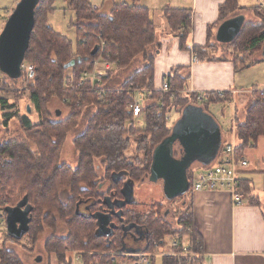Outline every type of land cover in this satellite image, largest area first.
<instances>
[{
	"label": "trees",
	"instance_id": "trees-1",
	"mask_svg": "<svg viewBox=\"0 0 264 264\" xmlns=\"http://www.w3.org/2000/svg\"><path fill=\"white\" fill-rule=\"evenodd\" d=\"M55 1L42 0L38 6L25 57V63L34 65L36 69L29 90L31 101L40 113V123L31 124L21 116L18 118L16 113L8 115L5 120L8 126L14 117L18 118L25 135L0 141V212H3L0 215H5L7 207H15L27 196L33 207L29 235L38 229L40 232L46 228L56 230L60 224L68 229L65 237L54 236L46 244L48 253L55 255L58 264H72L64 251L66 246L92 252L83 257V264H113L109 257L97 256L96 252H107L114 246H108L95 236L96 225L77 212L79 201L97 191L98 173L101 171L111 177V182L112 176L119 174L135 184L150 176L156 148L172 133L166 117L186 100L181 95L172 98L171 94L154 89L155 52L151 54V49L158 44L157 26L150 11L140 5V0H124L115 4L109 15L94 12L90 0H65L77 20L76 43L49 26L48 17L54 12ZM238 10V0H226L220 7L221 21ZM163 14L173 32L187 36L191 26V14L187 10L166 9ZM102 41L106 43L104 54L110 55L112 62L117 63V70L128 69L139 57L145 65L119 87L109 86L113 73L110 74L104 80L106 92L99 97L90 91V83L82 88L79 84L82 74L92 70L90 61L100 55V51L96 55L93 52ZM235 46L250 54L259 51L264 46V28L248 26ZM72 61L76 62L75 65L67 68ZM0 78L11 80L1 72ZM11 81H22V78ZM138 90L153 92V102L146 106V120L140 128L135 126L127 109L134 101L133 91ZM52 100H58L68 111L69 116L65 120L56 121L54 115L45 109ZM84 119L86 128L73 141L77 155L74 168L61 162L62 150L68 135L76 131ZM237 137L239 157L249 147H256L259 139L264 137V99L250 104L245 122L237 125ZM193 178L194 172H190L189 182ZM246 192L242 182L241 193ZM136 205L125 210L124 218L128 224H141L149 229V250L157 242L162 243L169 234L180 239L188 236L195 253L202 252L203 246L189 210L178 219L182 229L176 233L163 219L162 204L158 203L145 213L136 210ZM187 229H191L190 234ZM7 239L15 241L9 236ZM0 264L23 262L16 253L2 247ZM164 264L178 262L166 259Z\"/></svg>",
	"mask_w": 264,
	"mask_h": 264
},
{
	"label": "crops",
	"instance_id": "crops-1",
	"mask_svg": "<svg viewBox=\"0 0 264 264\" xmlns=\"http://www.w3.org/2000/svg\"><path fill=\"white\" fill-rule=\"evenodd\" d=\"M19 2L16 0L15 6L10 3L0 7V16L5 18V13L14 11ZM123 2L124 0H112L106 15L111 13L115 4ZM225 2L226 0H140V5L150 11L157 26V37L162 30L154 55L155 91H161L164 83L171 84L179 90L178 95L188 101L181 109L182 112L176 111L181 118L188 106L202 108L213 117L221 131L222 145L214 161L209 166L199 164L188 172H194V181L205 169L223 163V149L230 143L238 149L240 142L234 136L237 125L245 122L250 104L258 99L257 93L264 92V83H253L254 76L251 75V71L257 67H262L264 72V46L251 54L235 46L245 28L252 23L260 25L264 18L262 1L253 8H247L241 6L238 0L239 13L226 20L243 16L245 23L239 36L230 44L219 43L216 38L219 27L226 21H221L220 16V7ZM166 9L187 10L191 14V26L186 37L170 29L163 14ZM4 18L3 24L6 23ZM194 56L198 58L197 63H193ZM114 72L116 70L112 73ZM218 92L235 96V102L230 107L233 109V116L228 135L209 110L214 104H221L225 110L229 109L224 103H212L213 97L217 99ZM200 94L210 100L198 102L196 97ZM138 122L145 123L142 120ZM261 141H264V137L259 139L257 146L249 154L247 150L250 148L242 156L248 162V167L239 169L238 172L247 188L246 194H243V205H234L230 193L226 191L193 193L191 190L186 195L196 234L203 246L200 255L204 264H264V152L254 158ZM257 157H260V163L257 162ZM3 219L6 226V220ZM185 239L191 246L188 236Z\"/></svg>",
	"mask_w": 264,
	"mask_h": 264
},
{
	"label": "rangeland",
	"instance_id": "rangeland-1",
	"mask_svg": "<svg viewBox=\"0 0 264 264\" xmlns=\"http://www.w3.org/2000/svg\"><path fill=\"white\" fill-rule=\"evenodd\" d=\"M16 0H0V7L8 6L10 3H12L13 6H15ZM21 1V0H19ZM117 1V0H115ZM262 0H239L241 3V6L247 7V8H253L261 3ZM90 3L93 5V11L99 12L101 15L108 14V7L112 4V0H90ZM11 6V7H13ZM54 12L51 13L48 17V23L49 26L52 27L55 32L58 34H61L68 39H70L73 43H76L78 41V29L76 27L77 20L75 15L72 11L68 9V4L65 2V0H56L54 3ZM13 12V11H12ZM12 12L5 13V18L3 16H0V35L2 33V29H4L3 24V18L8 21L9 17L11 16ZM239 13V10L236 12V14ZM264 14V12H263ZM2 15V14H0ZM232 16V15H231ZM264 17V15H263ZM250 24V23H249ZM258 29L264 28V18L261 21L260 25H254L253 23L249 25V27H255ZM263 30V29H262ZM261 30L255 32L258 33ZM252 32V31H251ZM158 37L161 36L162 30L158 32ZM249 35V34H248ZM156 50V47L151 49V54H154ZM28 64V63H27ZM144 61L141 57L137 58L135 62L125 70H118L113 73L111 81L109 83L110 87H119L121 86L125 81H127L137 70H140L144 66ZM114 70H117V63L114 66ZM112 74V72L110 73ZM109 74V75H110ZM251 75L254 76V82L253 83H264V72L262 67H257L251 71ZM2 78V77H1ZM0 78V141L6 142L10 139H17V138H23L25 135V131H23L21 124L18 120L22 117L25 121H28L31 124H39L40 123V113L36 111V108L31 101V92H30V83L27 85V83L23 81L13 82L11 80H8L7 78L1 79ZM258 79V80H255ZM177 90V89H176ZM179 92V90H177ZM97 93V92H96ZM99 95V93H97ZM258 94V93H257ZM231 95H227V97L224 98H218L215 99L213 97L212 103H224L225 106L229 109L225 110L226 108H223L221 104H214L211 105L209 110L212 116L216 118V120L220 123L222 126L224 133L228 135V131L231 128L232 125V116H233V109L231 107V101L235 102V96L230 98ZM252 96V95H251ZM258 99L260 98L259 95ZM100 97V95H99ZM212 98V97H211ZM257 98V97H256ZM210 100V98H208ZM230 101V104L228 105V102ZM183 102V101H182ZM181 102V106H176L172 112H169L166 120L168 124V128L170 129V132L172 128L177 125L179 120H181V116L176 111L183 110V107L185 103L188 101ZM207 102V101H206ZM14 105V106H12ZM237 106V104H236ZM30 108V112H29ZM45 109L54 115L56 118V121H62L65 120L69 115L68 111L61 105V103L58 100H52L49 104V106H45ZM224 110L226 111L224 114ZM57 111L61 112V115L57 117L55 114ZM182 112V111H181ZM16 113L18 115V118L14 117L8 124V126L5 125V120L8 115H12ZM86 120L80 121L79 126L77 127L76 131L72 132L70 135H68L67 141L65 143V146L62 150V163H67L72 167H76L77 164V155L74 151L73 147V141L75 138L81 134L84 129L86 128ZM136 127L140 128L143 126L141 122H136ZM225 134V135H226ZM236 134V135H235ZM235 140L237 138V133H235ZM264 141H261L258 145L259 151H257L254 155V158L257 154H261L264 152ZM250 149L247 150V153H250V150H253L254 148L249 147ZM176 157L178 158L179 149L176 148ZM131 154V151L130 153ZM204 155V154H202ZM257 162L260 163L259 159L260 157H257ZM263 159V157H261ZM263 165H260L262 167ZM147 177V176H146ZM140 181L136 184V200L138 205H136L134 208L140 212H148L152 208H155L156 205L162 204L161 206V214H165L166 212H170L169 217L167 218V222L172 226V229L178 230L180 228L178 224V219L181 218L182 214L184 212H190V205L188 207V201L186 197L177 199L172 203L165 202L164 195L162 193V187L160 184H151L148 183V180L144 181V183H140ZM194 182V178L190 179V183ZM188 207V208H187ZM0 213H3L2 211ZM4 219H0V248L4 247L8 250L13 251L16 253L19 258L22 260L23 264H58L56 257L54 254L48 253L46 244L48 240L54 236L56 237H65L68 234V229L65 225L60 224L56 230H49L44 229L40 232V229L31 232V234H27L22 240L20 241H9L8 234H7V227L4 224ZM174 230V231H175ZM176 232V231H175ZM174 240L172 236H166L164 241L162 243H156L153 245V247L149 250L148 248H145V253H153V255H156V258L154 259L152 264H164V260L166 259H174L178 262V264H189L191 260H196V263L201 261V255L200 253H195L194 247L192 245L189 247V250L187 253L183 254V257H172L171 255L177 254L182 252L181 250H173L171 241ZM186 239H182V241H185ZM64 251L66 252V256L68 259L71 260L72 264H83V257L86 254H89L91 252H85V251H77L72 249L69 246H66L64 248ZM113 254L114 250L112 251ZM184 253V252H183ZM97 256H104L101 253H99ZM126 256V255H125ZM42 258L41 262H37L38 258ZM127 257V256H126ZM126 258H124L125 260ZM123 260V261H124ZM123 261H120L119 264H122ZM113 264V260H111ZM127 264H130L131 262L126 260ZM199 262V263H200ZM98 262L97 264H99ZM101 264V263H100ZM201 264V263H200Z\"/></svg>",
	"mask_w": 264,
	"mask_h": 264
},
{
	"label": "water",
	"instance_id": "water-1",
	"mask_svg": "<svg viewBox=\"0 0 264 264\" xmlns=\"http://www.w3.org/2000/svg\"><path fill=\"white\" fill-rule=\"evenodd\" d=\"M41 1L21 0L0 35V72L11 80L22 78V67ZM244 23L243 16L223 22L217 31V41L223 44L233 43L241 33ZM98 50L97 47L93 55H96ZM75 63L72 61L67 68L73 67ZM60 115L61 112L57 111L56 116ZM221 145V131L213 117L202 108L188 106L171 135L156 148L149 180L153 183L162 181L164 196L169 201L186 197L190 190L188 172L196 163L209 166L216 158ZM178 146L182 148L179 158L175 157ZM135 186L132 181L124 183L125 206L137 204V200L133 198ZM32 211L33 207L25 196L15 207H7L5 215H0L1 219L6 220L7 234L11 239L20 241L29 233ZM41 259L39 257L37 262H41Z\"/></svg>",
	"mask_w": 264,
	"mask_h": 264
},
{
	"label": "built area",
	"instance_id": "built-area-1",
	"mask_svg": "<svg viewBox=\"0 0 264 264\" xmlns=\"http://www.w3.org/2000/svg\"><path fill=\"white\" fill-rule=\"evenodd\" d=\"M264 8V0H262V5ZM87 35V34H85ZM106 43L101 42V45L98 51L100 55L90 61L91 71H87L81 76V82L79 87L82 88L88 82L91 85L90 91L99 93L100 97L105 94L106 90L103 88L104 80L109 78V74L114 71V66L116 63H113L110 55H105ZM198 58L194 56L193 63H197ZM36 75L35 66L32 64L24 63L22 67V81L31 83ZM161 92L166 94H171L172 98L178 96L179 92L169 83H164L161 88ZM134 101L128 105L129 115L132 116L135 123L137 121L146 120L145 108L153 100V92L147 90H138L133 91ZM227 92H218V98L227 97ZM258 95L261 99H264V92H258ZM234 97L233 95L230 98ZM197 101L204 103L208 101L207 98L202 94L197 95ZM231 104H234L231 101ZM228 105L230 101L226 102ZM237 147L230 143L226 148L223 149L224 160L223 163L212 166L205 169V171L197 177V180L190 184V190L193 193L201 191H226L230 193L233 204L236 206H241L244 204V196L241 193V179L239 177V169H245L248 167V162L245 158L239 157L237 153ZM181 227L178 230H175L176 233L181 231ZM187 233H191V229H187ZM172 249L181 250L182 252L171 255L172 257H183L185 253L189 250L190 245L187 242L182 241L179 237L174 238L171 241ZM184 252V253H183ZM127 257H126V256ZM114 263L119 264L120 261H123L122 264H127L126 260L129 259L130 264H152L156 255L153 253H145V251L137 252H123V253H111L107 255ZM200 262V261H199ZM196 263V260H191L189 264H204L202 262Z\"/></svg>",
	"mask_w": 264,
	"mask_h": 264
},
{
	"label": "flooded vegetation",
	"instance_id": "flooded-vegetation-1",
	"mask_svg": "<svg viewBox=\"0 0 264 264\" xmlns=\"http://www.w3.org/2000/svg\"><path fill=\"white\" fill-rule=\"evenodd\" d=\"M178 149V156L180 157L182 154V148L180 149V146H178ZM198 165L199 164L196 163L193 165V167H197ZM98 174L99 179L97 181V191H95L94 194L87 197L86 199H82L79 201L77 212L79 215L85 217L90 222H93L96 225L95 236L99 237V240L108 243V246H114V248L110 251L99 253L107 256L111 254L113 250L114 253H123L137 252L140 250H144L145 248H149V229L146 228L145 225L141 224H138L139 226L128 224L126 222V219L124 218L125 210L133 207V205H124V203L126 202L125 197L123 196L124 183L129 180H125V176L123 174H119L117 176H112L113 182H111V177L109 178V176L105 172L101 171ZM146 180H148V183L151 184L161 183L162 187V181L153 183L149 180V176L144 177L140 183L142 184ZM135 193L136 186L133 196V198L136 200ZM162 193L164 195L163 188ZM164 199L165 202L172 203L175 200L180 199V197L169 201L164 196ZM169 214L170 212H166L165 214H163V219L165 221H167ZM99 253L96 252L97 255Z\"/></svg>",
	"mask_w": 264,
	"mask_h": 264
}]
</instances>
